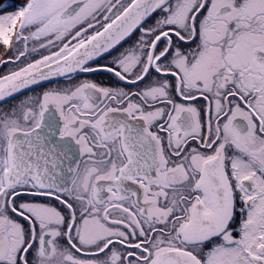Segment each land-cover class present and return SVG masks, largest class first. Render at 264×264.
<instances>
[{
	"label": "snow or ice",
	"instance_id": "obj_1",
	"mask_svg": "<svg viewBox=\"0 0 264 264\" xmlns=\"http://www.w3.org/2000/svg\"><path fill=\"white\" fill-rule=\"evenodd\" d=\"M0 264H264V0L0 7Z\"/></svg>",
	"mask_w": 264,
	"mask_h": 264
},
{
	"label": "trees",
	"instance_id": "obj_2",
	"mask_svg": "<svg viewBox=\"0 0 264 264\" xmlns=\"http://www.w3.org/2000/svg\"><path fill=\"white\" fill-rule=\"evenodd\" d=\"M9 0H0V7H3L4 4L8 3Z\"/></svg>",
	"mask_w": 264,
	"mask_h": 264
}]
</instances>
